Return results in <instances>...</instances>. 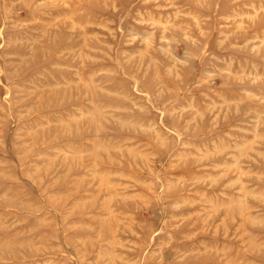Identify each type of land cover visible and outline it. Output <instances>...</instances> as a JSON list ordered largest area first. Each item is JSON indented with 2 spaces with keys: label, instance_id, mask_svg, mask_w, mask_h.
<instances>
[{
  "label": "rangeland",
  "instance_id": "rangeland-1",
  "mask_svg": "<svg viewBox=\"0 0 264 264\" xmlns=\"http://www.w3.org/2000/svg\"><path fill=\"white\" fill-rule=\"evenodd\" d=\"M0 264H264V0H0Z\"/></svg>",
  "mask_w": 264,
  "mask_h": 264
}]
</instances>
